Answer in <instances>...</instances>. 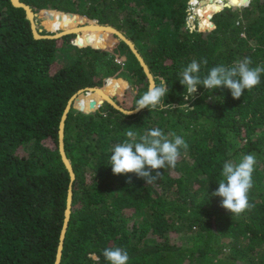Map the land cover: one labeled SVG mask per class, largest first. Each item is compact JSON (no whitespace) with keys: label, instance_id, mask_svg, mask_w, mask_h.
Wrapping results in <instances>:
<instances>
[{"label":"trees","instance_id":"trees-1","mask_svg":"<svg viewBox=\"0 0 264 264\" xmlns=\"http://www.w3.org/2000/svg\"><path fill=\"white\" fill-rule=\"evenodd\" d=\"M22 1L57 33L85 22L58 12L123 31L156 84L163 78L169 87L163 110L124 116L109 103L98 107L104 98L94 91L79 93L70 107L65 148L76 178L60 264H109L103 250L116 247L128 252V264H264V74L239 99L227 88L209 92L200 86L188 104L194 110L183 107L191 99L184 100L178 80L192 60L207 59L202 76L245 57L252 67L264 65V0L215 15L224 4L205 3L201 27H212L213 15L216 25L207 31L189 25L190 0ZM45 9L55 11L50 19ZM118 38L110 31L36 38L26 10L0 0V264L56 262L71 183L59 129L72 96L100 87L134 110L150 86L129 45ZM95 99L98 108L90 105ZM157 127L189 145L176 167L160 169L153 184L134 173L114 174L110 156L127 139L125 132L143 135ZM245 154L257 159L249 193L254 207L236 216L212 193L223 163Z\"/></svg>","mask_w":264,"mask_h":264},{"label":"clouds","instance_id":"clouds-1","mask_svg":"<svg viewBox=\"0 0 264 264\" xmlns=\"http://www.w3.org/2000/svg\"><path fill=\"white\" fill-rule=\"evenodd\" d=\"M206 58L200 62L192 60L182 68L178 79L184 86L185 101L194 99V94L200 86L211 92L218 88L230 90L234 99L244 95L245 90L251 91L261 83V74H264V65L252 67L250 57L236 60L232 65H216L201 75V65H207ZM169 92L168 82L161 78L159 84H152L147 91L136 101L132 111H124L123 115H130L133 111L140 112L147 108L150 112L163 110L166 107L165 98ZM174 108L172 104H168ZM181 105H179L180 107ZM185 109H195L183 104ZM127 139L114 145L109 164L116 175L134 173L138 178L145 180L146 184L155 183L161 176L160 169L175 168L181 157V150L187 153L189 145L180 135L174 132L165 134L160 128H152L140 135L129 128L125 132ZM257 159L255 154L243 155L239 162L227 160L223 163L218 188L213 196L222 198L221 206L231 214L239 216L254 207L249 202V193L254 187L253 173ZM153 172L155 174L153 175ZM127 183H131L129 178ZM103 256L109 264H128V252L122 248H105Z\"/></svg>","mask_w":264,"mask_h":264},{"label":"water","instance_id":"water-1","mask_svg":"<svg viewBox=\"0 0 264 264\" xmlns=\"http://www.w3.org/2000/svg\"><path fill=\"white\" fill-rule=\"evenodd\" d=\"M201 1H203V0H200V2ZM11 2L13 3V5H15L17 7H22L26 10L27 17L31 21L33 34L36 38H42V37L59 38V37H62V36L68 35V34H77L78 35V33H79L78 31L70 30V31H61L60 33H56V34L54 33V34H49V35H45V34L43 35L36 28L35 18L39 15L34 12L33 8L29 4H27L26 2H24L22 0H11ZM250 2H251V0H247V2L243 3V5H249ZM198 5H199V3H198ZM226 7H232L231 3L224 2V5L221 8H219L216 12H214L213 14L222 11ZM53 12H55V11H50V10L45 9L42 12V14L45 15V17H47L48 19H50V16L53 14ZM58 14L69 15L70 17L71 16H73V17L79 16L82 19V21H85L82 26L96 25V26L100 27V29H109L110 31H112V33L116 34L119 38L123 39L129 45L131 51L134 53V55L138 59L139 63L143 67V70L149 79L150 85L156 84L155 77H154L153 73L151 72L148 64L146 63L144 57L142 56V54L140 53V51L136 47L135 43L129 37H127L125 34H123V32L121 30L117 29L116 27H114L112 25L100 24L96 21H88L86 19V16H83V15H74L71 12H58ZM87 21L90 23L86 24ZM211 24H212V27H214V28L216 27L214 22H211ZM79 45L83 46L82 43H79ZM110 47H108V48L111 51H113V48H110ZM96 48H99V47H96ZM121 50H123V49H121ZM99 88L100 87H86V88L80 89L76 94L80 93L81 91L88 93L92 89L95 90V89H99ZM76 94L73 95L72 98L69 100V103L65 109L63 116H62V119L60 122V129H59V151H60L61 158H62L66 168L68 169V171L70 173L71 183H70L69 190H68L67 208H66V213H65V222H64V226H63V229L61 232V237H60L61 241H60V244L58 247V253H57V258H56L55 264L61 263L62 252H63V243H64L65 234H66V231L68 228V223H69L71 211H72L71 210L72 209V201H73V185H72V182L75 180L76 174H75L73 165H72L71 160L69 159V157L67 155L66 148H65V122H66V119L68 116L69 109L71 107L72 99L76 96ZM103 103H109L112 106H114L116 109L120 110L121 112L132 111V110H127V109L123 108L111 96L106 95L105 98L103 99V101L98 105V107H100ZM96 104H97V100L95 99V100H92L90 105H91V107L94 108V107H96L95 106ZM98 107H96V108H98ZM92 111H89L86 113H90ZM134 113H137V112L133 111L132 114H134Z\"/></svg>","mask_w":264,"mask_h":264},{"label":"rangeland","instance_id":"rangeland-1","mask_svg":"<svg viewBox=\"0 0 264 264\" xmlns=\"http://www.w3.org/2000/svg\"><path fill=\"white\" fill-rule=\"evenodd\" d=\"M224 2H229V3H231L232 6H237V7L247 6V5L234 4L232 2V0H225ZM198 3H199V5H198ZM203 5H204V3H200V0H193V2H192V0H190L189 18H188L189 19V21H188L189 25L191 26L192 29H195L196 27H198V29L200 31L212 30V29H214V27H209V26H207L206 28H202L201 27V22L203 20V13L201 12V9H202ZM55 20H57V18H55ZM35 21H36V28L39 30L40 33H42V32H44V33H52V34H54V33L56 34L57 33V31L51 30L50 27L46 26V24H47L46 21L42 22V19H40V15L35 18ZM211 22H214L213 21V17L211 18ZM59 23H60V21H56L54 23V27H56ZM89 23L90 22H88V21L86 22V24H89ZM58 33H60V32H58ZM123 34H125V33L123 32ZM46 35H49V34H46ZM118 39H120V38H118ZM124 57L125 58L123 60H126V59L130 58V55H128L127 58H126V56H124ZM120 78H124V77H120ZM85 94H86V92H85ZM77 97H79V93L76 94V96L72 99L71 106H73L75 104V101H76ZM192 101H193V99H191V101L188 102L187 104L191 105Z\"/></svg>","mask_w":264,"mask_h":264},{"label":"bare ground","instance_id":"bare-ground-1","mask_svg":"<svg viewBox=\"0 0 264 264\" xmlns=\"http://www.w3.org/2000/svg\"><path fill=\"white\" fill-rule=\"evenodd\" d=\"M218 2L220 5H222L224 3L225 0H223V2H220L219 0H203L201 1L200 3H210V2ZM70 30H74V31H78V32H81V31H92V32H101V31H110L109 29H100V27L96 26V25H88V26H79V27H74V28H71L69 30H66V31H70ZM112 32V31H110ZM123 40V39H122ZM90 91H94L97 93L98 95V99L100 97H103L105 98V96H110L106 91H103L102 89H95V90H90ZM83 91H81L80 93H82ZM70 110V109H69Z\"/></svg>","mask_w":264,"mask_h":264},{"label":"built area","instance_id":"built-area-1","mask_svg":"<svg viewBox=\"0 0 264 264\" xmlns=\"http://www.w3.org/2000/svg\"><path fill=\"white\" fill-rule=\"evenodd\" d=\"M195 2V1H194Z\"/></svg>","mask_w":264,"mask_h":264}]
</instances>
